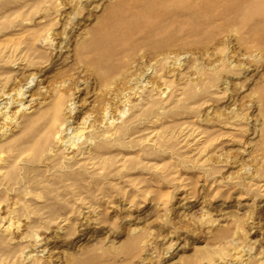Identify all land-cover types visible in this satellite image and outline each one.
<instances>
[{
	"label": "rangeland",
	"instance_id": "rangeland-1",
	"mask_svg": "<svg viewBox=\"0 0 264 264\" xmlns=\"http://www.w3.org/2000/svg\"><path fill=\"white\" fill-rule=\"evenodd\" d=\"M32 73L0 264H264V0H0V88Z\"/></svg>",
	"mask_w": 264,
	"mask_h": 264
},
{
	"label": "bare ground",
	"instance_id": "bare-ground-1",
	"mask_svg": "<svg viewBox=\"0 0 264 264\" xmlns=\"http://www.w3.org/2000/svg\"><path fill=\"white\" fill-rule=\"evenodd\" d=\"M26 80L27 81L24 84L17 86V88H15L14 91H12L13 88L10 89V91H8L9 90L8 88L7 90L0 88V134L1 136H4V137L7 136L8 135L7 130L9 129L7 125L11 123L19 124V121H18L19 118H22L24 122L27 121V126L31 125L34 121L33 117L30 114L31 110L26 111L31 108L32 105L30 106V104L34 101V98L31 97L29 100H27L28 104L26 105H24V102H22L21 99L22 100L25 99L26 101V97L31 96V95L26 94V92H28L29 91L28 88L32 86L31 83L35 80V74L32 73L29 77H27ZM16 99L17 100L20 99V100L16 101ZM12 104H16L19 108L15 111H11L9 107H11L10 105ZM19 110H21L22 112L24 110L21 116L16 115ZM111 123L112 121L109 122V125ZM61 128H63L62 123L61 125L59 124V127L55 130V138L59 137L57 134L59 133ZM70 129L71 128L69 126L68 130ZM84 130H85L84 127H78V128L75 127V129L72 130L69 133V135L65 137V144H62V145L67 146L68 148H74V146L76 145L75 141L83 137V134L85 133L83 132ZM13 142L14 140L13 141L7 140V142H4V143L0 142V148L3 146L2 144H5V143L13 144ZM62 143L64 142L62 141Z\"/></svg>",
	"mask_w": 264,
	"mask_h": 264
}]
</instances>
